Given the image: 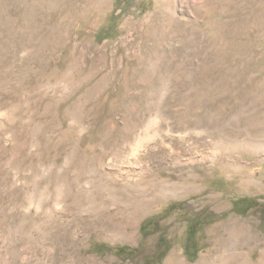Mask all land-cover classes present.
Returning <instances> with one entry per match:
<instances>
[{"label":"rangeland","instance_id":"1","mask_svg":"<svg viewBox=\"0 0 264 264\" xmlns=\"http://www.w3.org/2000/svg\"><path fill=\"white\" fill-rule=\"evenodd\" d=\"M10 222L19 264H200L227 222L264 264V0H0Z\"/></svg>","mask_w":264,"mask_h":264},{"label":"bare ground","instance_id":"2","mask_svg":"<svg viewBox=\"0 0 264 264\" xmlns=\"http://www.w3.org/2000/svg\"><path fill=\"white\" fill-rule=\"evenodd\" d=\"M162 185V184H161ZM235 223V222H234ZM236 224V223H235ZM230 224L227 222L225 224L226 228L224 231L215 236L212 233L211 235L214 240V248L215 252L211 255L205 256L200 264H230L233 258V254L229 253L227 250H224L223 239L226 237L227 240L231 239L235 234L236 230L238 229L237 224ZM94 226V225H93ZM219 228V227H218ZM243 230V229H241ZM212 232V231H211ZM215 234V233H214ZM13 232H12V223L10 222V225L7 229V233L4 237L3 244L0 246V264H19L17 261V255L18 252L16 250V246L14 245L13 240ZM131 235L134 237L135 232L132 231ZM210 237V236H209ZM132 238V237H131ZM225 242V241H224ZM86 261L90 264L92 260L88 258H84Z\"/></svg>","mask_w":264,"mask_h":264},{"label":"trees","instance_id":"3","mask_svg":"<svg viewBox=\"0 0 264 264\" xmlns=\"http://www.w3.org/2000/svg\"><path fill=\"white\" fill-rule=\"evenodd\" d=\"M120 7H121V3L119 1L115 5V9L108 16V18H107V20L105 22V25L99 31L98 37L100 39H107L110 36L109 33H115V30H116V21H117V18H118V16L116 15V12L119 9H121ZM106 34H108V35H106ZM257 201H258L257 199H247V198L239 199V200L233 202V208H232V210L234 212H236V213L243 214L246 211H248L249 209L259 206V203ZM153 224H151L150 222L143 224L141 226V228H140L141 233L145 234V230L148 227H150L151 225H153ZM193 236H194V232L189 235V241L191 239H193ZM160 248H163V250H158L157 251V254L154 257H152L150 260H148L146 262V264H150L149 261H151L152 263L153 262H156L157 264H161L162 260L164 259L165 255H166V252H167V250L169 248V246H168V244H167V242H166L165 239H161L159 241V249ZM115 251L118 254H120V255H122V254L132 255L133 253H135V250L134 249H131V248H128V247H118V248L115 249Z\"/></svg>","mask_w":264,"mask_h":264}]
</instances>
